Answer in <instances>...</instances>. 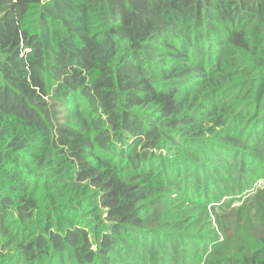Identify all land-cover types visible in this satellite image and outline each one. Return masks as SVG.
<instances>
[{"label": "trees", "instance_id": "16d2710c", "mask_svg": "<svg viewBox=\"0 0 264 264\" xmlns=\"http://www.w3.org/2000/svg\"><path fill=\"white\" fill-rule=\"evenodd\" d=\"M261 177L264 0H0V264H264Z\"/></svg>", "mask_w": 264, "mask_h": 264}, {"label": "rangeland", "instance_id": "374dc122", "mask_svg": "<svg viewBox=\"0 0 264 264\" xmlns=\"http://www.w3.org/2000/svg\"><path fill=\"white\" fill-rule=\"evenodd\" d=\"M264 186V177H261V179L258 181V183L256 184V187H262ZM252 189H254V187H252ZM250 189V190H252ZM252 195L251 191H247L246 193L242 194L240 197V201L234 200L233 202H231L230 208L237 206L239 204L242 203V201L244 199H246L248 196ZM229 199L227 197H222L220 199V203L222 202H227L228 203ZM213 205H216V203H213ZM223 209V208H222ZM222 209H219V207H215V213L218 216H221L223 214ZM229 209L227 208L226 211H228ZM215 213L214 216L212 214V212L210 211V220L207 221L204 230L200 231V232H195L196 234H198L199 238H202L203 240L207 239L208 240H213V239H217L220 240L221 238V234L220 231L218 229V225L216 223V218H215Z\"/></svg>", "mask_w": 264, "mask_h": 264}]
</instances>
